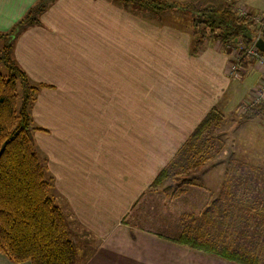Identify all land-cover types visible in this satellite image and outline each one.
I'll return each mask as SVG.
<instances>
[{"label": "crops", "instance_id": "obj_1", "mask_svg": "<svg viewBox=\"0 0 264 264\" xmlns=\"http://www.w3.org/2000/svg\"><path fill=\"white\" fill-rule=\"evenodd\" d=\"M38 1L0 0V35ZM237 1L243 12L257 5ZM192 43L184 28L113 0H56L40 25L15 40L19 66L33 83L50 86L31 113L37 106L39 125L33 122L48 133L40 155L56 203L99 239L82 264H237L122 222L211 109L234 112L262 70L251 63L241 80L231 79L220 41L206 40L195 54ZM3 45L0 37V52ZM0 72H7L2 64ZM0 264L31 262L0 252Z\"/></svg>", "mask_w": 264, "mask_h": 264}, {"label": "trees", "instance_id": "obj_2", "mask_svg": "<svg viewBox=\"0 0 264 264\" xmlns=\"http://www.w3.org/2000/svg\"><path fill=\"white\" fill-rule=\"evenodd\" d=\"M55 1L39 0L8 33L0 35L4 41L0 64L7 70L6 74L0 72V252L16 263L82 264L68 217L56 203L54 178L30 140L31 132L40 130L34 125L32 107L39 91L50 86L33 83L14 56L15 40L26 28L40 25L42 15ZM113 1L144 17L187 15L192 27L185 30L192 36L193 54L207 39L220 41L227 50L235 39H244L250 46L264 38L261 27H253L254 13L240 14L234 4ZM263 111L264 102L251 107L244 118L259 117ZM223 118L218 106L211 109L122 222L230 262L264 264V204L255 212L256 206L238 196L230 182L215 197L195 175L211 160L214 150L203 137ZM161 186L155 202L153 190ZM253 226L252 242L247 243Z\"/></svg>", "mask_w": 264, "mask_h": 264}, {"label": "rangeland", "instance_id": "obj_3", "mask_svg": "<svg viewBox=\"0 0 264 264\" xmlns=\"http://www.w3.org/2000/svg\"><path fill=\"white\" fill-rule=\"evenodd\" d=\"M254 2L257 4L255 10L252 9L251 11H246V13L252 12L254 16L255 14L262 16L264 14V11H262L264 10V0H255ZM215 3L219 5L222 4L220 6L234 4L235 9L239 12H243V10L247 9L246 6H241L243 4L242 2L237 0H230L226 3ZM186 16L187 15L178 16V14L175 13L174 15H154L146 18H154L165 24L174 23V25L184 29L191 28V19ZM258 26L261 27L262 35H264V26L254 23L253 27L257 28ZM240 40H242L241 43ZM244 47H249L244 39H235L229 46L228 52L231 62L237 59V63L247 68V65H250L252 61L255 60L252 56L247 55ZM252 67L255 68L254 65H252ZM261 68L262 70H259L260 74H257L256 81L254 82L256 90L261 85V82H264V67L261 66ZM246 72L247 71L241 72L239 78H232L231 76L230 78L241 80ZM258 79H260V81H258ZM255 87L246 92L240 106L235 108L234 112L224 111V118L218 125L210 128L208 131L209 133L207 132L205 134L203 139H207L208 146L211 147V145H213L214 150L210 154L212 156L211 160L201 167L195 175L198 177V182L210 187L215 197L227 190V184L230 182L232 190L240 197L245 196L249 206L255 205V212H259L260 203L264 204V111L259 117L251 119L244 118L248 110L258 104L256 101L259 99L253 101L255 97H259L258 94H253ZM20 92L21 90L19 88V93ZM34 110L35 107L33 111ZM38 116V107L36 106L35 117L37 119L34 115H32V117L34 122L39 125ZM30 136L31 143L35 147L37 153L40 154L41 148H46L43 142L46 141L48 133L35 130L31 132ZM50 141H48V145L52 148L54 147L53 142H55V140L50 138ZM49 152L54 155L53 149H49ZM168 183H171V180L166 182V184ZM163 187L164 186L154 188L153 200L155 202L159 199L160 195L156 193H160ZM63 211L68 217L70 234L75 240L79 252V259L83 261L97 247L99 239L94 233L90 231L87 232L83 229L77 222L74 214H71L67 208L66 211L64 209ZM262 214H264L263 210ZM255 219L258 220L257 217H255ZM253 228L254 226L248 238H246L247 243L252 242L254 234ZM135 230H139V228L136 227Z\"/></svg>", "mask_w": 264, "mask_h": 264}, {"label": "built area", "instance_id": "obj_4", "mask_svg": "<svg viewBox=\"0 0 264 264\" xmlns=\"http://www.w3.org/2000/svg\"><path fill=\"white\" fill-rule=\"evenodd\" d=\"M243 14H246V12H241ZM252 22L253 23H258L262 26H264V14L262 16H259L257 14H255V16H253L252 18ZM256 41L249 46L248 48L244 47V50H246L247 55L248 56H252L254 58L255 61H252V63L257 64L259 67L263 66L264 67V53L261 52L257 46H256ZM242 42V40H240V43ZM247 68L243 67L241 64L237 63V59L231 62V66H230V76L232 78H239L241 72L246 71ZM233 75V76H232ZM258 81H260V79H258ZM255 87V86H254ZM254 95L258 94L259 97H255V99L253 101H256L257 99H259L258 101H256V103H261L264 102V82H261V85L258 87V89L254 90Z\"/></svg>", "mask_w": 264, "mask_h": 264}, {"label": "water", "instance_id": "obj_5", "mask_svg": "<svg viewBox=\"0 0 264 264\" xmlns=\"http://www.w3.org/2000/svg\"><path fill=\"white\" fill-rule=\"evenodd\" d=\"M255 44L257 48L264 53V38H258Z\"/></svg>", "mask_w": 264, "mask_h": 264}]
</instances>
